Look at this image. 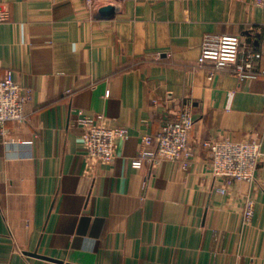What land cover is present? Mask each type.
Masks as SVG:
<instances>
[{
    "label": "crops",
    "instance_id": "obj_1",
    "mask_svg": "<svg viewBox=\"0 0 264 264\" xmlns=\"http://www.w3.org/2000/svg\"><path fill=\"white\" fill-rule=\"evenodd\" d=\"M0 77L31 90L0 128V264H264V55L258 75L197 66L206 34L260 53L255 0H0ZM111 6V14L99 10ZM212 73L211 78H208ZM185 108L190 167L143 161L142 144ZM79 115L128 133L88 164ZM257 141L254 180L225 193L205 139ZM253 201L245 222L242 207ZM60 260L49 261L44 257Z\"/></svg>",
    "mask_w": 264,
    "mask_h": 264
},
{
    "label": "built area",
    "instance_id": "obj_2",
    "mask_svg": "<svg viewBox=\"0 0 264 264\" xmlns=\"http://www.w3.org/2000/svg\"><path fill=\"white\" fill-rule=\"evenodd\" d=\"M85 1L89 5L93 4L95 8L100 0ZM255 3L264 8V0H255ZM8 18V11L0 6V24ZM262 35L261 51L255 53L239 36L206 34L201 43L197 66L210 62L213 70L232 68L240 80L254 78L258 75L255 61L261 54L264 55V24ZM211 76L212 73H209L208 78ZM30 98L31 90L22 87L13 72L7 71L0 77V128L6 122H24V103ZM75 124L81 127V145L89 166L95 162L110 164L115 158L116 140L125 138L128 133L124 126L108 125L89 115H79ZM193 124L191 110L185 108L176 121L161 125L154 134L142 136V144L137 156L130 160V167L140 168L143 161L154 167L166 161L179 164L183 170H187L193 156V148L189 144ZM200 145L209 152L211 174L223 183L222 187L217 188L218 192L225 193L226 187L234 182L250 184L254 180L260 156V145L257 141H233L222 137L202 140ZM253 208V201L246 198L242 207L245 222L250 221Z\"/></svg>",
    "mask_w": 264,
    "mask_h": 264
},
{
    "label": "water",
    "instance_id": "obj_3",
    "mask_svg": "<svg viewBox=\"0 0 264 264\" xmlns=\"http://www.w3.org/2000/svg\"><path fill=\"white\" fill-rule=\"evenodd\" d=\"M113 10H114V9H113L111 6H108V7H103V8H101V9L99 10V12H100L103 16H105V15H107V14H111V13L113 12ZM43 257H44V259H46V260L54 261V262L60 263V260H56V259H54V258L45 257V256H43Z\"/></svg>",
    "mask_w": 264,
    "mask_h": 264
}]
</instances>
